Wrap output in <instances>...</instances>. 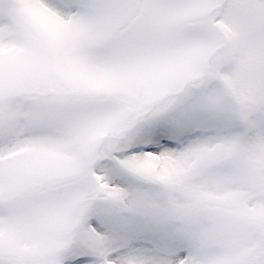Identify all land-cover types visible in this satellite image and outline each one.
<instances>
[{"label": "snow or ice", "instance_id": "snow-or-ice-1", "mask_svg": "<svg viewBox=\"0 0 264 264\" xmlns=\"http://www.w3.org/2000/svg\"><path fill=\"white\" fill-rule=\"evenodd\" d=\"M0 264H264V0H0Z\"/></svg>", "mask_w": 264, "mask_h": 264}]
</instances>
